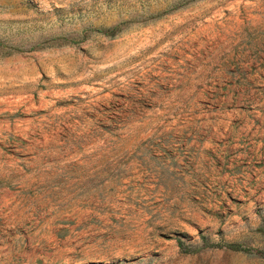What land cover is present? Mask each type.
I'll use <instances>...</instances> for the list:
<instances>
[{
    "label": "rangeland",
    "instance_id": "obj_1",
    "mask_svg": "<svg viewBox=\"0 0 264 264\" xmlns=\"http://www.w3.org/2000/svg\"><path fill=\"white\" fill-rule=\"evenodd\" d=\"M4 56L0 264H264V0H0Z\"/></svg>",
    "mask_w": 264,
    "mask_h": 264
},
{
    "label": "crops",
    "instance_id": "obj_2",
    "mask_svg": "<svg viewBox=\"0 0 264 264\" xmlns=\"http://www.w3.org/2000/svg\"><path fill=\"white\" fill-rule=\"evenodd\" d=\"M10 62H14L13 60H11L10 58H8L7 56H4L2 58H0V82L3 78L8 79V75L10 71H13V69L16 67L13 65V67L10 69L9 67V63ZM4 75V76H3ZM3 77V78H2ZM4 82V81H3Z\"/></svg>",
    "mask_w": 264,
    "mask_h": 264
},
{
    "label": "trees",
    "instance_id": "obj_3",
    "mask_svg": "<svg viewBox=\"0 0 264 264\" xmlns=\"http://www.w3.org/2000/svg\"><path fill=\"white\" fill-rule=\"evenodd\" d=\"M201 239L204 241L203 236H201ZM177 245L182 248V244H181L180 240H178V239H177ZM224 246L227 247L228 249H231V250H237V249L241 248L240 245L235 244V243H225Z\"/></svg>",
    "mask_w": 264,
    "mask_h": 264
}]
</instances>
